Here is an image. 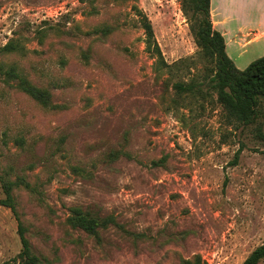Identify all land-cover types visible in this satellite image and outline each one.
Segmentation results:
<instances>
[{
  "label": "rangeland",
  "instance_id": "obj_1",
  "mask_svg": "<svg viewBox=\"0 0 264 264\" xmlns=\"http://www.w3.org/2000/svg\"><path fill=\"white\" fill-rule=\"evenodd\" d=\"M183 1L0 0V201L16 184L0 264H20L19 220L41 264H242L264 244V100L248 126L214 94L174 103L173 82L205 66ZM138 11L169 64L195 58L191 74L158 69ZM75 207L115 223L97 241L69 224Z\"/></svg>",
  "mask_w": 264,
  "mask_h": 264
},
{
  "label": "trees",
  "instance_id": "obj_2",
  "mask_svg": "<svg viewBox=\"0 0 264 264\" xmlns=\"http://www.w3.org/2000/svg\"><path fill=\"white\" fill-rule=\"evenodd\" d=\"M183 13L188 18L190 30L198 48L196 58L205 63L201 73H197L190 80L180 78L173 82L174 103H183L184 108L192 110L193 101L207 100L212 94L216 95V102L222 108L230 122L244 126L255 123L262 114L264 100V56L252 62L246 69L239 70L226 51V42L223 35L214 28L211 19V0H184ZM142 16V26L145 31L147 51L156 59L160 71L166 70L169 74L178 71H190L195 64V58H185L169 64L156 40L154 29L149 19ZM109 28L105 30L107 32ZM17 46L11 41L3 47L4 52H12ZM7 82H16V86L33 98L42 106L52 105V95L49 90L34 85L29 79L19 75L14 68L5 73ZM238 155L233 164H237ZM15 183L5 184L6 198L0 201V207L10 208L16 212L12 196ZM73 228L83 230L88 235L101 240L100 230L106 229L115 221L112 217L99 218L80 207L71 209L68 219ZM19 234L22 251L17 260L20 264H41L38 256L33 254L32 245L26 236V230L19 220ZM264 260V244L257 247L242 264H259ZM185 264H203L197 256Z\"/></svg>",
  "mask_w": 264,
  "mask_h": 264
},
{
  "label": "crops",
  "instance_id": "obj_3",
  "mask_svg": "<svg viewBox=\"0 0 264 264\" xmlns=\"http://www.w3.org/2000/svg\"><path fill=\"white\" fill-rule=\"evenodd\" d=\"M211 19L239 70L264 56V0H211Z\"/></svg>",
  "mask_w": 264,
  "mask_h": 264
}]
</instances>
